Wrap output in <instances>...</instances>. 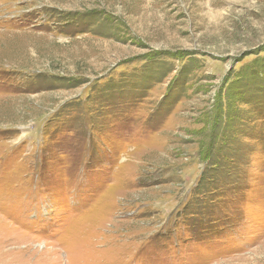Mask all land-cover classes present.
<instances>
[{"label":"rangeland","instance_id":"rangeland-1","mask_svg":"<svg viewBox=\"0 0 264 264\" xmlns=\"http://www.w3.org/2000/svg\"><path fill=\"white\" fill-rule=\"evenodd\" d=\"M0 264H264V0H0Z\"/></svg>","mask_w":264,"mask_h":264}]
</instances>
